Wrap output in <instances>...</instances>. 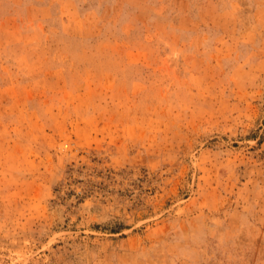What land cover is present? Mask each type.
Listing matches in <instances>:
<instances>
[{"label": "rangeland", "instance_id": "374dc122", "mask_svg": "<svg viewBox=\"0 0 264 264\" xmlns=\"http://www.w3.org/2000/svg\"><path fill=\"white\" fill-rule=\"evenodd\" d=\"M0 264H264V0H0Z\"/></svg>", "mask_w": 264, "mask_h": 264}]
</instances>
